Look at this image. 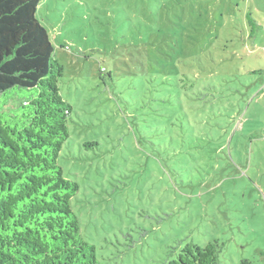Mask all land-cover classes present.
Segmentation results:
<instances>
[{"label":"rangeland","instance_id":"obj_1","mask_svg":"<svg viewBox=\"0 0 264 264\" xmlns=\"http://www.w3.org/2000/svg\"><path fill=\"white\" fill-rule=\"evenodd\" d=\"M72 109L58 164L100 264H264V0H40Z\"/></svg>","mask_w":264,"mask_h":264},{"label":"trees","instance_id":"obj_2","mask_svg":"<svg viewBox=\"0 0 264 264\" xmlns=\"http://www.w3.org/2000/svg\"><path fill=\"white\" fill-rule=\"evenodd\" d=\"M39 3L0 0V264H100L71 208L78 185L58 164L72 107ZM218 249L187 243L169 264H216Z\"/></svg>","mask_w":264,"mask_h":264}]
</instances>
